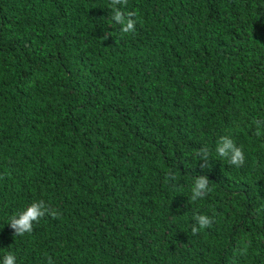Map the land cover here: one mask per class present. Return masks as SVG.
Here are the masks:
<instances>
[{"label": "trees", "instance_id": "trees-1", "mask_svg": "<svg viewBox=\"0 0 264 264\" xmlns=\"http://www.w3.org/2000/svg\"><path fill=\"white\" fill-rule=\"evenodd\" d=\"M125 10L133 34L110 0H0V264H264V0ZM197 175L212 192L192 201ZM34 200L59 218L14 237ZM197 214L215 223L194 236Z\"/></svg>", "mask_w": 264, "mask_h": 264}, {"label": "clouds", "instance_id": "clouds-1", "mask_svg": "<svg viewBox=\"0 0 264 264\" xmlns=\"http://www.w3.org/2000/svg\"><path fill=\"white\" fill-rule=\"evenodd\" d=\"M128 0H110V19L115 24L120 25L121 34H133L136 31L138 13L126 11ZM107 39V36L105 37ZM256 135H261V128L264 127V121L258 120ZM215 152L222 158L227 159L230 165L237 168L245 164L246 158L242 147H238L235 141L229 136H222L217 141ZM196 156L201 161V166L209 168L211 166V150L208 146L202 147L196 152ZM177 176L174 172L169 171L165 176V181H176ZM211 183L207 175H197L191 189V200L197 201L206 198L211 192ZM59 210L53 208L44 200H34L24 210L12 215L8 225L13 231L14 237H24L26 234L31 235L34 226L38 225L45 217L58 219ZM195 223L192 224V235L199 234L202 230L212 228L215 223V217L206 214H197L194 216ZM249 243L245 242L241 255H247ZM2 264H17V257L8 253L3 257ZM48 264H53L51 257L48 258Z\"/></svg>", "mask_w": 264, "mask_h": 264}]
</instances>
